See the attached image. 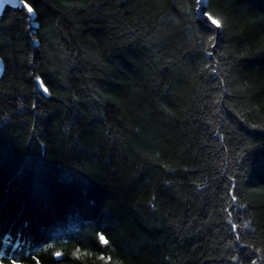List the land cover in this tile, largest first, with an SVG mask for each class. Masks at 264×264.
Instances as JSON below:
<instances>
[{
	"label": "trees",
	"instance_id": "trees-1",
	"mask_svg": "<svg viewBox=\"0 0 264 264\" xmlns=\"http://www.w3.org/2000/svg\"><path fill=\"white\" fill-rule=\"evenodd\" d=\"M206 1L4 4L0 264H264V0Z\"/></svg>",
	"mask_w": 264,
	"mask_h": 264
},
{
	"label": "snow or ice",
	"instance_id": "snow-or-ice-1",
	"mask_svg": "<svg viewBox=\"0 0 264 264\" xmlns=\"http://www.w3.org/2000/svg\"><path fill=\"white\" fill-rule=\"evenodd\" d=\"M13 2L19 3L20 7L22 9H26L27 14H34L36 11L34 9V7L32 6V4L28 3V0H13ZM197 15L201 19L203 28L206 29L207 32H209V33H215V30L224 28V24H223L222 20L217 18L214 14H212L207 9V7H201L198 10ZM37 87L38 88L42 87L44 93H47L49 91V89L47 87L43 86V84H38ZM232 199L235 200L236 197L233 196ZM99 241L103 245H108V243H109V240L103 234L99 235ZM56 256L60 257L61 253L57 252Z\"/></svg>",
	"mask_w": 264,
	"mask_h": 264
},
{
	"label": "water",
	"instance_id": "water-1",
	"mask_svg": "<svg viewBox=\"0 0 264 264\" xmlns=\"http://www.w3.org/2000/svg\"><path fill=\"white\" fill-rule=\"evenodd\" d=\"M7 2H9V3H13V4H14L13 0H5V1L2 3V5L0 6V12L2 11L1 9H2V7L4 6V4L7 3ZM206 3H207V1L204 0V1L200 4V6H202V5L206 4ZM0 64H2L1 61H0ZM0 71H1V66H0Z\"/></svg>",
	"mask_w": 264,
	"mask_h": 264
},
{
	"label": "bare ground",
	"instance_id": "bare-ground-1",
	"mask_svg": "<svg viewBox=\"0 0 264 264\" xmlns=\"http://www.w3.org/2000/svg\"><path fill=\"white\" fill-rule=\"evenodd\" d=\"M5 0H0V6L2 5V3L4 2ZM199 2H203L202 0H199Z\"/></svg>",
	"mask_w": 264,
	"mask_h": 264
},
{
	"label": "rangeland",
	"instance_id": "rangeland-1",
	"mask_svg": "<svg viewBox=\"0 0 264 264\" xmlns=\"http://www.w3.org/2000/svg\"><path fill=\"white\" fill-rule=\"evenodd\" d=\"M199 1V0H198ZM202 1H204V0H202ZM200 4H201V2H200ZM0 66H1V64H0Z\"/></svg>",
	"mask_w": 264,
	"mask_h": 264
}]
</instances>
